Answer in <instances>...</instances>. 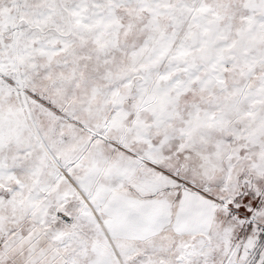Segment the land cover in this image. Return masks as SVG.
Wrapping results in <instances>:
<instances>
[{"label":"snow or ice","instance_id":"snow-or-ice-1","mask_svg":"<svg viewBox=\"0 0 264 264\" xmlns=\"http://www.w3.org/2000/svg\"><path fill=\"white\" fill-rule=\"evenodd\" d=\"M0 264H264V0H0Z\"/></svg>","mask_w":264,"mask_h":264}]
</instances>
